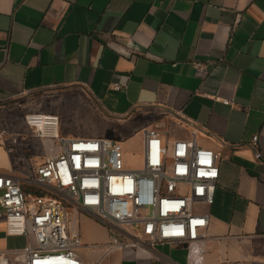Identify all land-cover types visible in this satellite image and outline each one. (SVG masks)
<instances>
[{"label":"crops","instance_id":"obj_1","mask_svg":"<svg viewBox=\"0 0 264 264\" xmlns=\"http://www.w3.org/2000/svg\"><path fill=\"white\" fill-rule=\"evenodd\" d=\"M0 63V133L9 101L70 86L119 126L158 125L168 142L195 132L220 167L201 264H264V0H0ZM4 137L0 173L22 175ZM104 229L85 261L188 264L182 243L105 253ZM10 236L0 217V254Z\"/></svg>","mask_w":264,"mask_h":264},{"label":"built area","instance_id":"obj_2","mask_svg":"<svg viewBox=\"0 0 264 264\" xmlns=\"http://www.w3.org/2000/svg\"><path fill=\"white\" fill-rule=\"evenodd\" d=\"M196 67L204 69L200 63ZM113 87L121 90L123 85ZM24 121L35 137L58 143V151L45 156L31 174L0 173V217L6 232L27 237L24 248L1 253L2 264L12 257L17 264H101L102 258L91 263L81 255L80 230L70 226L72 208L107 228L105 253L182 243L188 264L202 263L210 215L201 206L214 202L220 167L219 153L200 145L195 132L168 142L158 125L145 127L142 162L133 168L126 164L120 140L62 136L60 116L53 112L30 111ZM0 134L8 138L6 129Z\"/></svg>","mask_w":264,"mask_h":264},{"label":"rangeland","instance_id":"obj_3","mask_svg":"<svg viewBox=\"0 0 264 264\" xmlns=\"http://www.w3.org/2000/svg\"><path fill=\"white\" fill-rule=\"evenodd\" d=\"M30 111L53 112L60 116L61 135L78 133H105L108 137L118 139L133 153L125 158L129 167H139L141 157L139 150L143 144V129L140 121H131L128 126H119L107 119L106 110H97L88 94L79 86L55 87L39 92L24 94L9 101L1 113L2 129L9 136V147L14 156L15 165H19L22 175L31 174L36 164L45 156L55 154L58 147L55 141L40 139L26 127L24 115ZM131 126L133 130H131ZM16 139V141H14ZM203 205L201 206V208ZM70 226H78L83 238V245L95 242L106 232L92 216L70 211ZM107 233V232H106ZM27 237L10 236L9 248H24ZM2 254H0V264ZM9 264H17L15 258Z\"/></svg>","mask_w":264,"mask_h":264},{"label":"bare ground","instance_id":"obj_4","mask_svg":"<svg viewBox=\"0 0 264 264\" xmlns=\"http://www.w3.org/2000/svg\"><path fill=\"white\" fill-rule=\"evenodd\" d=\"M47 140V139H46ZM50 140V139H49ZM2 262H3V260H2Z\"/></svg>","mask_w":264,"mask_h":264}]
</instances>
